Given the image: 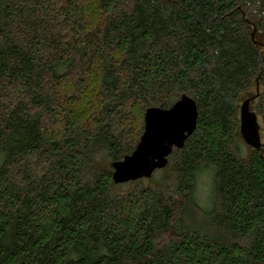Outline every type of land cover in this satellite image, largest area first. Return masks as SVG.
I'll use <instances>...</instances> for the list:
<instances>
[{
  "label": "trees",
  "instance_id": "16d2710c",
  "mask_svg": "<svg viewBox=\"0 0 264 264\" xmlns=\"http://www.w3.org/2000/svg\"><path fill=\"white\" fill-rule=\"evenodd\" d=\"M183 94V147L115 184L145 110ZM247 98L264 124V0H0V264H264Z\"/></svg>",
  "mask_w": 264,
  "mask_h": 264
},
{
  "label": "water",
  "instance_id": "95a60500",
  "mask_svg": "<svg viewBox=\"0 0 264 264\" xmlns=\"http://www.w3.org/2000/svg\"><path fill=\"white\" fill-rule=\"evenodd\" d=\"M250 100L240 104V130L244 141L254 148L263 145L259 138L256 113ZM197 105L188 95H181L169 108L148 107L144 112V127L134 150L122 159L113 161L112 180L115 184L149 178L156 169L168 163L173 148L183 147L196 127Z\"/></svg>",
  "mask_w": 264,
  "mask_h": 264
},
{
  "label": "rangeland",
  "instance_id": "374dc122",
  "mask_svg": "<svg viewBox=\"0 0 264 264\" xmlns=\"http://www.w3.org/2000/svg\"><path fill=\"white\" fill-rule=\"evenodd\" d=\"M257 121L259 124L260 142L262 143L264 147V124L262 123V120L258 116H257ZM143 182L147 183V179H144ZM210 183H211V177L209 174H201L198 177L195 197L198 203L203 207H209L211 204V184ZM133 186H134L133 183H127L125 186L119 187V189L122 190V189L129 188V187L131 188Z\"/></svg>",
  "mask_w": 264,
  "mask_h": 264
}]
</instances>
